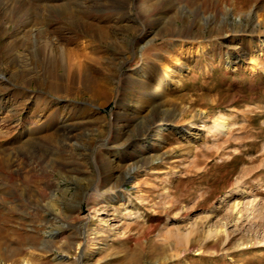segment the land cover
I'll list each match as a JSON object with an SVG mask.
<instances>
[{"label": "rangeland", "instance_id": "374dc122", "mask_svg": "<svg viewBox=\"0 0 264 264\" xmlns=\"http://www.w3.org/2000/svg\"><path fill=\"white\" fill-rule=\"evenodd\" d=\"M25 260L264 264V0H0V264Z\"/></svg>", "mask_w": 264, "mask_h": 264}, {"label": "bare ground", "instance_id": "6f19581e", "mask_svg": "<svg viewBox=\"0 0 264 264\" xmlns=\"http://www.w3.org/2000/svg\"><path fill=\"white\" fill-rule=\"evenodd\" d=\"M51 45V44H50ZM206 48H209V46H207ZM74 51V50H73ZM75 54V53H74ZM73 55V54H72ZM77 55V53H76ZM80 57H82L81 59L79 58L77 61L75 60V58H69L67 59V67L69 68V70H74L75 68H77L80 72H81V78H83V81L85 82V86L89 89H92V90H95L96 87L99 86V80L97 79V77L93 76V74H95V71L97 70V68L95 67V65H98V61L93 59L91 60L92 62H90L91 64H89V66L87 67V65H85L83 62L84 60L86 61L87 59V56L84 54H78ZM69 56V55H68ZM57 57V56H56ZM66 60V59H65ZM91 66V67H90ZM148 66V65H147ZM142 68H144L145 66L141 65ZM99 71V70H98ZM169 73L168 72H165V74L159 79L157 85H156V89L164 82L165 79H167L169 77ZM73 79H68V83H67V88H71V84L73 83ZM202 126H204L202 123H199V125L197 124L195 127H193V130L194 131H197V130H200L202 128ZM218 129H222L224 128V125L223 124H217L216 125ZM167 127H161L158 129L159 132H161L163 129H166ZM164 132L161 133V135L163 134ZM192 133V130L188 129L186 131V134H191ZM156 136H160L159 133L157 132L156 133ZM116 140V139H115ZM120 140V139H119ZM117 140V141H119ZM116 142V141H115ZM114 142V143H115ZM118 143V142H116ZM114 145V144H113ZM121 145V144H120ZM123 146V145H122ZM127 174H130L129 172L126 173L125 175ZM125 177V176H124ZM126 178V177H125ZM109 182V181H107ZM235 191V190H234ZM234 191H231V192H234ZM230 192V193H231ZM249 191H245L244 193H248ZM230 195V194H229ZM57 222V221H56ZM21 264H28L25 261H22Z\"/></svg>", "mask_w": 264, "mask_h": 264}]
</instances>
